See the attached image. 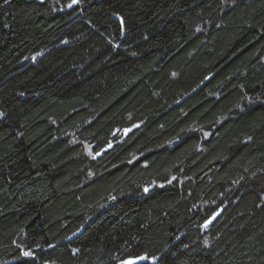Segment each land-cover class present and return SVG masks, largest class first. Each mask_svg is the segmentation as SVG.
<instances>
[{"label":"trees","instance_id":"trees-1","mask_svg":"<svg viewBox=\"0 0 264 264\" xmlns=\"http://www.w3.org/2000/svg\"><path fill=\"white\" fill-rule=\"evenodd\" d=\"M140 257L264 264V0H0V264Z\"/></svg>","mask_w":264,"mask_h":264},{"label":"snow or ice","instance_id":"snow-or-ice-1","mask_svg":"<svg viewBox=\"0 0 264 264\" xmlns=\"http://www.w3.org/2000/svg\"><path fill=\"white\" fill-rule=\"evenodd\" d=\"M5 2H7V0H5ZM76 0H73V3H75ZM69 7H71V5H69ZM145 191H147V189H145ZM76 250L74 249L73 252H75ZM25 256L29 255L27 252L24 253ZM139 259H143V257H140ZM122 264H135L134 260H128V261H122Z\"/></svg>","mask_w":264,"mask_h":264},{"label":"rangeland","instance_id":"rangeland-1","mask_svg":"<svg viewBox=\"0 0 264 264\" xmlns=\"http://www.w3.org/2000/svg\"><path fill=\"white\" fill-rule=\"evenodd\" d=\"M38 1H42V0H38ZM72 8V6L71 7H69L68 6V9L70 10ZM67 9V10H68ZM130 260H134L135 261V264H137V263H140V262H142V261H144L145 259L143 258V259H130ZM128 261V260H127Z\"/></svg>","mask_w":264,"mask_h":264},{"label":"water","instance_id":"water-1","mask_svg":"<svg viewBox=\"0 0 264 264\" xmlns=\"http://www.w3.org/2000/svg\"><path fill=\"white\" fill-rule=\"evenodd\" d=\"M116 21L119 22V23L122 25V22H121V20H120L119 18H117ZM122 28H123V26H122ZM75 236H76V235H74L72 238H74ZM72 238L68 239L67 241L72 240Z\"/></svg>","mask_w":264,"mask_h":264}]
</instances>
